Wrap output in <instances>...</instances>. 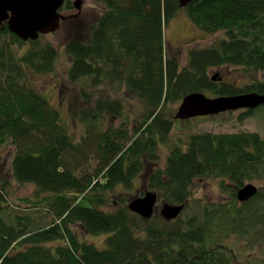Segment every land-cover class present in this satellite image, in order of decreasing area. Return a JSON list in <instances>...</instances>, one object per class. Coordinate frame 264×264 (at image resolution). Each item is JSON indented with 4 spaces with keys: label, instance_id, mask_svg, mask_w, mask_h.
I'll list each match as a JSON object with an SVG mask.
<instances>
[{
    "label": "trees",
    "instance_id": "obj_1",
    "mask_svg": "<svg viewBox=\"0 0 264 264\" xmlns=\"http://www.w3.org/2000/svg\"><path fill=\"white\" fill-rule=\"evenodd\" d=\"M102 1L107 10L88 39L67 44L68 78L93 88L106 80L119 82L144 101L147 114L133 137L122 129L101 130L100 118L121 116L124 104L98 98L86 137L75 143L59 110L30 80L34 72L54 71L56 47L43 36L25 41L7 24L0 28V142L16 146L13 169L19 182L56 195L50 210L57 216L34 229L28 216L10 221L0 213V264H234L230 238L249 236L254 242L264 237V191L244 203L236 196L248 181L264 180V137L257 132L192 134L185 148L171 150L163 168L157 166L158 147L175 123L168 106L190 92L264 93V78L240 87L209 76L210 68L223 65L264 72V0H194L183 8L203 31L226 32L215 45L191 49L183 68L165 52L164 28L182 9L177 0ZM71 8L66 0L63 9ZM126 137L135 138L126 145ZM92 156L96 166L87 170ZM146 167L159 202L185 204L176 219L166 220L158 205L151 218H144L129 209L131 198L125 196L117 208H106L109 193L121 184L133 187ZM200 177L231 182L230 201L192 203L191 186ZM75 225L91 234L110 233L106 246L81 241Z\"/></svg>",
    "mask_w": 264,
    "mask_h": 264
},
{
    "label": "rangeland",
    "instance_id": "obj_2",
    "mask_svg": "<svg viewBox=\"0 0 264 264\" xmlns=\"http://www.w3.org/2000/svg\"><path fill=\"white\" fill-rule=\"evenodd\" d=\"M75 4L76 0H71ZM107 4L102 0H81L78 7L62 10L65 16L61 20L58 30L48 33L42 37L44 42H51L58 51V57L54 71L50 73H32L31 82L44 95L51 105L59 110L61 123L75 143L83 141L86 137L88 122L94 112V101L98 98H118L123 101V113L119 117L105 115L100 118L101 130L108 128L126 130L129 135L133 134L135 127L139 126L147 114L144 101L132 93L125 84L106 80L99 87L93 88L81 82L73 83L68 78V70L71 57L67 53V44L76 38L88 39L92 25L99 21L105 14ZM226 37L225 31L207 33L196 26L188 17L185 9H180L164 28L166 56H174L178 59L180 68L187 65L190 50L215 45L220 39ZM29 46V45H28ZM211 79L215 76V82H229L237 86H245L257 78L263 79V71H249L240 65H223L212 67L209 70ZM87 88L86 97L82 90ZM209 97L215 96L211 91L204 90ZM178 104H170L167 108L168 116L174 117ZM213 132H257L264 137V104L250 110L238 109L230 112L212 116L194 117L190 120H175L167 141L159 143V154L157 166L165 167L171 150L176 146L185 148L192 134ZM138 134L135 136L137 137ZM133 137V135H132ZM134 137V138H135ZM133 138V139H134ZM123 139L126 145L133 141ZM16 146L11 141L0 142V188L2 199L0 213L8 220H14L17 215L28 216L32 227H45L57 219L50 205L54 202L56 195L52 192L41 191L34 183H21L14 175L13 161L16 154ZM91 153L90 155H92ZM96 160L92 156L85 163L87 170L96 166ZM150 168H145L133 180V187L128 188L124 184L119 185L115 191L109 193L107 209L118 207L121 197L133 198L135 195L143 194L149 186ZM249 182V181H248ZM255 183L264 191V180L256 179ZM227 183L229 187L224 188ZM231 182L224 181L219 177H200L195 179L191 186L192 203H219L230 201L232 192ZM83 202V200H81ZM164 201L159 202V208ZM241 203V202H239ZM81 241L94 244L96 247L104 248L106 238L110 233L91 234L86 232L80 225L74 226ZM264 232V231H263ZM255 237H259L258 234ZM252 242L250 237H232L227 244L233 249L234 264H264V237L255 238ZM62 239L52 240L48 243L54 246ZM17 246V250L22 249Z\"/></svg>",
    "mask_w": 264,
    "mask_h": 264
},
{
    "label": "water",
    "instance_id": "obj_3",
    "mask_svg": "<svg viewBox=\"0 0 264 264\" xmlns=\"http://www.w3.org/2000/svg\"><path fill=\"white\" fill-rule=\"evenodd\" d=\"M81 0H76L78 7ZM180 7H186L194 0H177ZM65 0H0V26L8 24L11 32L24 40H36L41 34L59 29L64 15L61 13ZM215 78V77H214ZM264 104V93L248 92L242 94L209 97L202 91L187 94L178 106L175 118L190 119L196 116L214 115L241 108L252 109ZM259 188L250 182L237 191V197L244 202L253 197ZM158 202V194L147 190L144 195L134 197L128 203L133 212L144 218H151ZM184 204L164 203L161 214L166 220L177 218Z\"/></svg>",
    "mask_w": 264,
    "mask_h": 264
}]
</instances>
